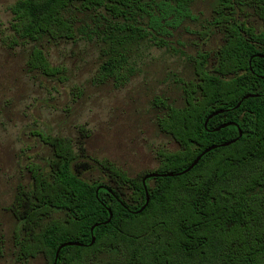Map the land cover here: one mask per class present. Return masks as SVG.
Returning a JSON list of instances; mask_svg holds the SVG:
<instances>
[{
    "label": "trees",
    "instance_id": "1",
    "mask_svg": "<svg viewBox=\"0 0 264 264\" xmlns=\"http://www.w3.org/2000/svg\"><path fill=\"white\" fill-rule=\"evenodd\" d=\"M190 2L16 0L6 39L9 45L44 37L76 40L98 33L94 27L104 19L109 56L96 80L121 82L132 72L128 43L151 35L150 28L162 30L165 23L183 19ZM243 7L264 23V0H218L212 23L223 31L224 42L214 64L208 55L195 61L196 80L182 81L183 106L157 100L164 108L158 127L179 148L158 150L152 172H180L205 148L235 141L203 154L185 173L146 178L149 199L140 209L147 173L129 177L107 159L90 158L81 143L75 150L69 137L42 134L51 156L45 167L28 165L31 188L16 196L20 259L42 254L53 264L62 243L78 241L60 249L57 264H264V31L238 18ZM76 12H104L109 18L92 14L95 26L88 21L77 26ZM27 64L46 76L62 71L39 46L32 48ZM91 168L107 178L84 179L82 172ZM54 210L64 216L51 218ZM105 251L113 253L98 259Z\"/></svg>",
    "mask_w": 264,
    "mask_h": 264
},
{
    "label": "rangeland",
    "instance_id": "2",
    "mask_svg": "<svg viewBox=\"0 0 264 264\" xmlns=\"http://www.w3.org/2000/svg\"><path fill=\"white\" fill-rule=\"evenodd\" d=\"M16 0H0V264H47L44 256L19 258L15 234L21 221L16 196L31 188L30 163L46 166L51 148L42 134L69 137L92 159H107L129 177L154 171L160 149L176 151L178 143L160 130L157 121L164 108L157 100L181 107L185 104L182 81L196 80L194 63L224 42L223 31L213 25L218 0H191L189 15L151 29V35L128 43L132 72L125 81L96 80L100 64L109 56L108 23H97L98 33L78 35L76 40H20L9 45L10 6ZM104 15V12H94ZM91 13L76 12L77 26H95ZM256 32L264 23L248 7L237 14ZM147 25V17L141 20ZM157 39L162 44H155ZM39 46L52 65L62 71L46 76L27 64L30 51ZM84 179L104 181L96 168L83 171ZM151 183V180L148 181ZM54 210L51 218L63 217ZM49 218L45 219L46 222ZM105 251L98 259L108 258Z\"/></svg>",
    "mask_w": 264,
    "mask_h": 264
},
{
    "label": "water",
    "instance_id": "3",
    "mask_svg": "<svg viewBox=\"0 0 264 264\" xmlns=\"http://www.w3.org/2000/svg\"><path fill=\"white\" fill-rule=\"evenodd\" d=\"M262 57H264V55H260ZM249 96H253V94H249V95H246L245 97H249ZM240 102L237 104L239 105ZM225 124H223L222 126H224ZM241 135V132H239V136ZM236 139V138H235ZM235 139H232L230 141H227V142H224L220 145H228L229 143L235 141ZM220 145H212V146H209L207 148H205L193 161L192 163L187 167L185 168L184 170L180 171V172H177V173H158V172H149L147 173V175L142 179V182L144 184V187H145V193H146V200H145V203L143 204V206L140 208L142 209L143 207H145V205L147 204L148 202V199H149V194H148V191L146 189V185H145V179L146 178H151V177H157V176H170V175H180L182 173H185L187 171H189L191 168H193L197 163L198 161L200 160V158L202 157L203 154L209 152L211 149H214L215 147L217 146H220ZM111 216V212L109 211V217ZM110 219V218H109ZM109 219L106 220V222L109 221ZM98 223H96L95 225H97ZM94 226L91 227V230L93 229ZM94 241V237H92V240H91V243ZM81 243H79L78 241H69V242H65V243H62L56 250V253H55V258H54V261H53V264H57V257H58V254H59V251L62 247L66 246V245H80Z\"/></svg>",
    "mask_w": 264,
    "mask_h": 264
}]
</instances>
